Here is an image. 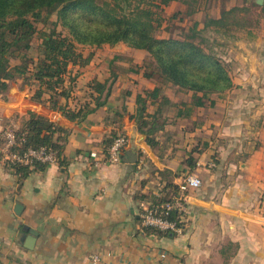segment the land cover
Listing matches in <instances>:
<instances>
[{
	"label": "crops",
	"instance_id": "obj_1",
	"mask_svg": "<svg viewBox=\"0 0 264 264\" xmlns=\"http://www.w3.org/2000/svg\"><path fill=\"white\" fill-rule=\"evenodd\" d=\"M118 61L93 58L87 66L71 69L74 82L64 86L68 92L73 85L71 106L84 100L88 82H106L103 106L82 123L32 102L28 89L17 84L7 100L0 99V136L3 119L12 123L13 116L27 112L69 132L62 160L33 171L22 182L0 158V264H157L161 255L166 264H264V90L256 88L259 63L241 61L242 73L232 76L234 88L214 107L188 118H159L162 127L150 148L138 132L136 96L152 89L154 81ZM156 110L150 106L147 111ZM114 132L126 133L130 144L120 162L110 165L104 144ZM188 175L201 179L199 189L184 187ZM165 185L187 206L181 232L148 235L139 204L155 200L151 190ZM30 230L36 237L27 248L24 238ZM94 255L99 262L92 261Z\"/></svg>",
	"mask_w": 264,
	"mask_h": 264
},
{
	"label": "trees",
	"instance_id": "obj_2",
	"mask_svg": "<svg viewBox=\"0 0 264 264\" xmlns=\"http://www.w3.org/2000/svg\"><path fill=\"white\" fill-rule=\"evenodd\" d=\"M200 1L158 0L156 4L154 0H0V99L7 100L11 86L17 84L20 90L28 89L32 102L60 112L70 122L82 123L103 106L108 93L103 98L106 82H88L84 100L71 106L73 85L68 92L64 90L66 82H74L71 69L87 66L93 60V50L122 43L148 57L146 64L133 67L132 72L139 74L141 70L144 78L154 81L152 89L136 96L138 132L154 148L155 133L162 127L159 118L163 116L164 122L168 116L188 118L199 109L214 107L218 99L234 88L229 66L213 51L215 38L205 37L194 26L181 38L157 36L160 25L153 8L178 2L190 16ZM249 13L247 6L224 9L218 17L209 18L203 28L233 40H237L235 33L241 31L253 38L250 30L256 25ZM79 47L91 52L85 55ZM114 59H121V54H115ZM168 90L187 99L175 102ZM150 106L157 107L153 114L147 111ZM11 120L15 127L10 119L2 120L3 130L12 131L14 136L8 153L43 148L54 154L56 162L62 160L69 136L67 129L33 112L15 115ZM116 135L112 133L105 141V153ZM6 143L0 136V158ZM48 164L32 160L25 165L9 166L22 182L33 171H44ZM174 195L172 187L165 185L153 203L171 201ZM166 218L179 221L173 211ZM144 231L159 237L173 235L150 227Z\"/></svg>",
	"mask_w": 264,
	"mask_h": 264
},
{
	"label": "rangeland",
	"instance_id": "obj_3",
	"mask_svg": "<svg viewBox=\"0 0 264 264\" xmlns=\"http://www.w3.org/2000/svg\"><path fill=\"white\" fill-rule=\"evenodd\" d=\"M154 2L157 4L158 0H154ZM251 4H255V1L220 0L212 2L209 0H201L196 5L194 13L190 16L186 15L187 8L178 2H172L164 8H153V11L156 13V19H158L160 25L157 29V36L164 38H181L184 34H188L190 28L194 26L197 31H201L202 35L205 37L215 38L213 51L229 66L230 73L235 78L242 73L241 61L246 59L256 60L259 63L257 72L261 75L260 80L256 83V88L264 90V3L262 6L258 7H254ZM234 6L249 7V17L252 23L256 25V27L251 28L250 31L255 37H249L245 32L241 31L235 33L237 40H233L229 36L221 37L209 30H204L203 26L209 18L218 17L222 10ZM217 44L223 46H218ZM124 46L125 45H123L122 50L116 51L114 47L106 48L103 46L98 50H93V58L109 59L119 53L121 54V59H119L120 61L118 62L121 64L124 63V66L121 67H134V64H132L133 61V63L138 64L137 68H140L148 62V57L144 52L134 51L129 48L126 49V46ZM79 50H82L85 55L91 52L81 47H79ZM140 75H142L141 70ZM236 91L238 95L239 93L241 94L239 89ZM168 94L175 102L187 99L186 96L174 90H168ZM235 100L238 104L239 97L235 98Z\"/></svg>",
	"mask_w": 264,
	"mask_h": 264
},
{
	"label": "built area",
	"instance_id": "obj_4",
	"mask_svg": "<svg viewBox=\"0 0 264 264\" xmlns=\"http://www.w3.org/2000/svg\"><path fill=\"white\" fill-rule=\"evenodd\" d=\"M12 125L15 127L14 123ZM6 140V147L4 149V159L9 165V163L17 164H28L32 160H38L45 163H54V154L43 148L39 150H27L23 153H13L7 152L8 147L12 146L14 143V136L12 131H4L2 135ZM130 144V139L126 133H118L108 149L107 152V162L110 165L119 163L121 158L124 156ZM202 185V181L199 177L195 175H188L184 182V187L189 189H199ZM162 187L158 186L156 189H152L150 192V198L158 199L161 195ZM159 207L163 210L159 211ZM139 215L143 227H150L159 231H169L173 234H178L181 232L180 219L187 211V206L182 199V197L177 193L173 196L171 201H167L161 204H154L153 200L142 201L139 204ZM176 212L178 222L170 221L166 218V215L170 212ZM179 223V224H178ZM93 262H99L100 257L97 255L91 256ZM157 264H166L164 260V255H161L160 260Z\"/></svg>",
	"mask_w": 264,
	"mask_h": 264
},
{
	"label": "water",
	"instance_id": "obj_5",
	"mask_svg": "<svg viewBox=\"0 0 264 264\" xmlns=\"http://www.w3.org/2000/svg\"><path fill=\"white\" fill-rule=\"evenodd\" d=\"M255 1V4L258 5V6H262L263 3H264V0H254ZM115 46H117V50H122L123 48V44L122 43H118L116 44ZM114 46V47H115ZM132 156H134V154H132ZM128 162H131V163H134V161L132 159H128ZM36 237V233L33 232L32 230L29 231V235L27 237L24 238V241L26 242V247L27 248H32V243L34 241V238Z\"/></svg>",
	"mask_w": 264,
	"mask_h": 264
}]
</instances>
